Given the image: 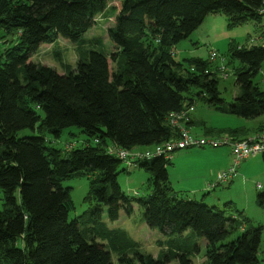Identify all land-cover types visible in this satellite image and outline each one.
<instances>
[{
  "label": "trees",
  "instance_id": "16d2710c",
  "mask_svg": "<svg viewBox=\"0 0 264 264\" xmlns=\"http://www.w3.org/2000/svg\"><path fill=\"white\" fill-rule=\"evenodd\" d=\"M261 7L262 0H0V30L20 32L18 44L0 57V264H115L114 253L116 264H193L192 244L170 238L167 250L153 256L125 229L103 220L105 209L111 222L121 210L130 215L133 203L151 229L169 236L191 230L189 238H204L205 264H264L257 255L264 225L244 218L247 228L226 240L239 228L229 215L237 209L231 202L219 208L179 198L167 172L172 155L137 161L149 173V192L130 197L117 182L127 167L108 152L110 145L149 149L177 138L169 114L197 101L245 118L264 114V90L254 80L264 65V40L231 47V58L240 65L232 66L237 91L230 101L221 95L218 83L224 77L210 59L176 61L173 54L206 15L220 12L232 26L252 20L262 27ZM107 10L114 51L80 49L74 70L32 60L57 38L81 47L94 18ZM260 34L264 37V30ZM69 126L86 135L83 146L46 143L45 132L59 137ZM205 127L212 136L249 134L243 128ZM25 128L38 132L17 136ZM84 174L89 206L69 219L74 205L62 181ZM257 202L264 205V190Z\"/></svg>",
  "mask_w": 264,
  "mask_h": 264
},
{
  "label": "rangeland",
  "instance_id": "374dc122",
  "mask_svg": "<svg viewBox=\"0 0 264 264\" xmlns=\"http://www.w3.org/2000/svg\"><path fill=\"white\" fill-rule=\"evenodd\" d=\"M94 19L95 24L85 33L84 38L86 42L81 47L63 38H57L51 44L41 46L32 55V60L63 71L75 69L80 57V49L84 51L94 48L106 54L111 53L114 49L107 36V30L113 24L110 11L107 10L104 14H98ZM262 30H264V25L261 27L256 21L248 20L242 24L232 26L223 13H210L205 16L197 29L175 45L173 49L174 59L176 61H182L185 57L210 59L211 52L215 51L217 56L211 60L212 66H218L221 63L228 65L226 66L228 76L219 79L218 88L222 97L226 101H230L237 91L232 66L236 68L240 65L237 60L231 58L230 49L237 44L248 46L251 42H259L256 37ZM19 35L20 32L16 30L9 33L0 30V57L7 49L18 44ZM254 80L261 89H264V65H262V69L255 76ZM191 113L194 117H199L209 125L222 130L247 128L248 126L256 125L260 120L264 121V114L254 118H245L216 110L214 107L201 101L195 102ZM196 130L202 131V128L196 127ZM37 132V128L34 130L25 128L19 130L17 136L22 137L37 134ZM191 132H195L192 127ZM222 134L228 133L222 131L220 135ZM244 136L246 134L238 135L239 138ZM44 137L46 143L49 145L60 149H70L71 147L78 148L83 146L86 135L78 127L69 126L63 128L59 137L48 132L44 133ZM90 143L94 144L95 142L92 140ZM223 149L226 153L229 151L227 156L232 162L233 156L230 148L225 145L217 148L192 146L175 150L172 154L171 163L167 166L168 178L170 184L172 183L171 187L173 186L174 191H177L179 198L186 200L196 199L210 206L216 203L219 207H222L225 201L231 199L237 208L243 210L245 215L252 218L254 224H264V205H260L257 202L258 192L264 190V156H262V153H257L243 159L237 166L236 175L230 182H220L212 187L209 184L208 188L205 185L204 187L198 185L203 175L208 177L209 182L212 181L213 178L210 173L208 174L207 170L210 166L216 167V164H218L211 160V156L208 153L212 150ZM203 151L206 153H203ZM120 167H127V171H121L117 175V182L127 195L139 197L149 192L148 171L136 165L127 166L125 162H121ZM258 184L261 185L260 188ZM62 185L70 188V196L74 205V208L69 211V219L81 215L89 206L87 201H85L90 186L88 176L84 174L68 178L62 181ZM15 195L19 199L18 190ZM217 198L220 199V203L217 202ZM2 203L3 198L0 192V209L2 208ZM141 212L142 210L139 206L133 203V212L130 215H126L121 210L119 218L111 222L106 217L105 209L102 218L110 228L121 227L125 229L143 252L157 256L161 251L167 250L168 240L174 238L176 242H186L193 245L194 249L190 254L193 264H205L206 240L204 238H189L188 235L190 236V234L188 233L191 230L185 231L182 236L165 235L155 229L149 228L143 220ZM235 234L236 232L229 234L226 240L234 238ZM257 255L259 259H264V229L261 232ZM112 257L116 264V254L114 253Z\"/></svg>",
  "mask_w": 264,
  "mask_h": 264
},
{
  "label": "built area",
  "instance_id": "2783aa9c",
  "mask_svg": "<svg viewBox=\"0 0 264 264\" xmlns=\"http://www.w3.org/2000/svg\"><path fill=\"white\" fill-rule=\"evenodd\" d=\"M260 13H264V0H262V7ZM174 54V53H173ZM217 56L215 51L211 52L210 60ZM219 75L227 77L228 70L224 63L218 65ZM194 105L189 106L185 110L179 112H171L168 116V124L177 129L178 137L167 140L161 144H157L151 148L139 149H125L110 145L108 152L114 154L127 166H135L137 161L149 160L154 157H171L175 150L185 149L192 146H208L217 148L220 146H228L233 156L232 163L225 169L220 176L219 182L231 181L236 175V168L239 163L250 156L257 153H264V130H258L250 133L242 138L231 136L229 134H222L218 136L202 135L198 136L189 131V128L184 124L187 120V115L193 110ZM212 183L210 186H214ZM260 188V184H258Z\"/></svg>",
  "mask_w": 264,
  "mask_h": 264
},
{
  "label": "crops",
  "instance_id": "0c3cea01",
  "mask_svg": "<svg viewBox=\"0 0 264 264\" xmlns=\"http://www.w3.org/2000/svg\"><path fill=\"white\" fill-rule=\"evenodd\" d=\"M258 39V41H261V40H264V37L261 36V34L257 35L256 37ZM186 58V57H185ZM183 58V59H185ZM202 58V57H201ZM183 61V60H182ZM264 90V89H262ZM191 117V120L193 121V123L191 125H189V131L191 132V127L195 130V132L193 134L195 135H198V136H202V135H206L207 132H206V127H215V126H211L209 125L205 120L203 119H200L199 117H194L193 114L191 113L190 115ZM203 121V123L205 124V126H203L201 124V122ZM196 127H200L202 128V131H199V130H196ZM264 128V121L260 120L256 125L254 126H248L247 128L246 127H242L243 129H245L244 131H248V133H253L258 131L256 130L257 128ZM192 133V132H191ZM227 149V148H226ZM203 153H206L205 151H203ZM210 156H211V160L215 163H218L216 164V167H212L210 166L208 168V174L210 173L211 176H212V181L209 182L208 181V177L207 176H204L203 175V178L202 180L200 181V183L198 185H200L201 187H205L208 188L209 187V184L211 185L212 183H215L216 185L219 184V179H220V176H221V173L227 169L230 164L232 163L231 160H229L230 158L227 156V154H229V151L228 153H226V151L223 149V150H212L211 152L208 153ZM256 157V156H255ZM249 158V157H248ZM212 164V162H211ZM245 164V163H244ZM246 165V164H245ZM233 179V178H232ZM230 182V181H228ZM231 184V183H230ZM172 185V183H171ZM229 185V184H228ZM215 186V185H214ZM261 186V185H260ZM173 187V186H172ZM206 195V194H204ZM196 200V199H194ZM217 202L220 203V199L217 198ZM226 202H231L234 206H235V203L233 201H231V199L229 201H225L224 203ZM207 204V203H206ZM208 205V204H207ZM210 206V205H209ZM211 206H216V207H219L216 203H213V205ZM224 206V205H223ZM222 206V207H223ZM222 207H219V208H222ZM235 208L237 209L238 213L237 214H234V213H229V215H231V217L237 221V223H239V228L235 229L232 233H235L236 232V236L239 235L244 229L247 228V224L244 220V218L248 219L250 221V224L253 225V226H257V225H264V224H254L253 223V220L252 218L248 217L247 215H245L244 211L237 208L235 206ZM240 213V214H239ZM132 238V237H131Z\"/></svg>",
  "mask_w": 264,
  "mask_h": 264
}]
</instances>
